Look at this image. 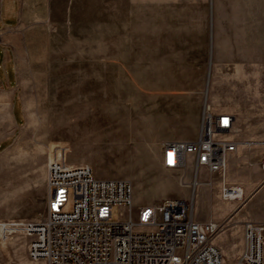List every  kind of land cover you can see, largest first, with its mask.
Returning <instances> with one entry per match:
<instances>
[{"label":"rangeland","instance_id":"obj_1","mask_svg":"<svg viewBox=\"0 0 264 264\" xmlns=\"http://www.w3.org/2000/svg\"><path fill=\"white\" fill-rule=\"evenodd\" d=\"M54 4L62 14H68L64 26L50 28V51L57 57L52 63L63 70H27V60L22 58V70L14 71L17 91L0 87V98L7 104L11 91L16 93L12 115L8 105L0 111V220L44 218L47 146L66 143L69 161L73 153V139L61 124V113L66 108L62 97L67 83L68 98L75 103L76 70H118V75L121 70L208 72L219 65L222 46L236 45V40L246 60L264 59V0H58ZM12 72L0 70V83L4 77L12 79ZM18 97L22 98L23 117ZM120 100H126L124 92ZM254 103L264 105L258 99ZM68 119L75 120V115ZM254 125L264 134V122ZM61 136L66 141H60ZM86 158L92 160L88 162L94 173L131 181L132 213L138 206L157 205L165 199L192 200L195 218L209 220L224 212L217 222L219 234L226 229L228 219L244 214L242 208L249 199L244 192V202L221 200L220 186L236 178L232 170L223 177L201 172L200 185L192 194L189 163L175 175L159 167L152 156L146 159L127 151H117L110 157L112 161L96 155ZM70 209L71 202L65 210ZM128 219V209L113 208V221ZM27 242L22 236L0 242V264H46L28 259ZM212 245L226 248L221 253L222 264H236L228 242L215 237Z\"/></svg>","mask_w":264,"mask_h":264},{"label":"crops","instance_id":"obj_2","mask_svg":"<svg viewBox=\"0 0 264 264\" xmlns=\"http://www.w3.org/2000/svg\"><path fill=\"white\" fill-rule=\"evenodd\" d=\"M57 1L0 0V70L13 71L12 79L4 77L0 87L17 91L14 71L22 70V58L27 60V70H63L52 63L57 57L50 51V28L64 26L68 16L67 12L58 11L54 4ZM220 54L219 65L216 63V68L212 66L208 72L121 70L118 75V70H76V100L75 103L69 100L67 83L62 97L66 108L61 113V124L73 139L72 165L92 168L88 162L92 160L86 156L96 155L112 161L110 157L121 150L146 159L152 156L160 167L161 144L197 140L206 108L214 115L231 116L232 128L224 136H231L226 141L236 143L237 147L227 156L223 176L232 170L236 178L224 184L242 188L249 199L242 208L244 214L234 218L236 213L228 219L226 229L213 236L211 243L215 237L228 242L237 261L243 251L244 224L264 223V173L260 167L264 158V134L257 132L254 125L264 122V105L254 103L255 99L264 102V59L246 60L241 55L239 40L236 45L222 46ZM14 91L9 104L0 98V111L9 106L11 112L16 99ZM122 92L126 94L125 101L120 100ZM21 100L18 97L16 101L23 117ZM73 115L75 120H69ZM65 138L59 137L60 141H66ZM191 159L188 156L189 165ZM94 174L107 179L101 173ZM139 207L142 206L136 208ZM223 214L209 220L218 222ZM217 249L220 253L226 251L224 246Z\"/></svg>","mask_w":264,"mask_h":264},{"label":"built area","instance_id":"obj_3","mask_svg":"<svg viewBox=\"0 0 264 264\" xmlns=\"http://www.w3.org/2000/svg\"><path fill=\"white\" fill-rule=\"evenodd\" d=\"M232 117L214 115L206 108L201 130L193 142L161 144V165L183 171L191 156L192 194L200 185L199 174H221L236 143L216 140L232 128ZM264 173V158L261 160ZM46 214L43 219L0 220V242L15 236L27 238L31 261L46 264H222L220 251L211 239L220 224L198 221L194 207L180 199L133 209V186L127 179L97 178L89 165H72L69 147L56 142L47 146ZM224 202H244V191L222 184ZM71 202V209L65 210ZM114 207L126 208L129 219L113 221ZM243 251L236 264H264V223L243 226Z\"/></svg>","mask_w":264,"mask_h":264}]
</instances>
